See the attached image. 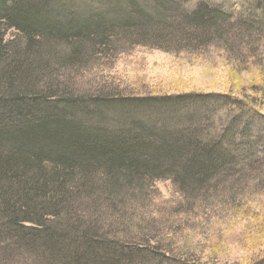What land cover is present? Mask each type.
<instances>
[{"label":"trees","instance_id":"obj_1","mask_svg":"<svg viewBox=\"0 0 264 264\" xmlns=\"http://www.w3.org/2000/svg\"><path fill=\"white\" fill-rule=\"evenodd\" d=\"M83 1L0 0V264H202L170 220L144 223L134 209L170 182L226 226L262 224L264 65L249 63H264V0ZM125 31L251 66L260 103L72 91L90 81L73 67L110 56ZM244 264H264V251Z\"/></svg>","mask_w":264,"mask_h":264},{"label":"rangeland","instance_id":"obj_2","mask_svg":"<svg viewBox=\"0 0 264 264\" xmlns=\"http://www.w3.org/2000/svg\"><path fill=\"white\" fill-rule=\"evenodd\" d=\"M78 1L83 5L84 1ZM68 5L66 6L71 8ZM129 31H125L123 37L116 34V39H120V42L110 56L102 54L100 58H94L95 61H89L91 64L85 63L77 70L75 66L73 67L76 76L80 73L90 74V81L80 84L83 81L80 80L78 85L73 84L72 91L87 95L84 91L99 88L124 96L133 94L138 97L189 93L233 94L237 100L256 96L258 88L253 79L256 75L251 77L248 74L251 66L236 65L237 63L231 60L220 62L213 59L205 62L200 58L188 57L187 49L182 48L183 41L180 42L181 47L177 49L179 53H169L163 49L166 40L169 39L161 31L157 35V42H150L154 47L158 45L159 49L144 47L141 46L142 43H137L138 39L126 35L132 34L128 33ZM116 33L122 34L117 30ZM14 35L15 31H9L6 40ZM114 56L116 58L112 62ZM250 60L249 64L264 65L261 63L263 59L258 56ZM64 72L66 74V70ZM256 99L260 103L259 97ZM255 109L264 114V106ZM220 179L216 182L218 186L222 184ZM188 193L193 194L194 191L188 189ZM144 200L145 203L135 202L139 207L134 209V213H139L140 221L149 223L161 218L165 223L170 220L168 225L175 232H179L182 239L187 240L191 246H198L197 253L193 252V255L197 259L202 258L204 260L202 264H244L259 250L264 251L263 209L260 211L262 220L259 221L262 224L258 227L250 225L244 228L241 225L226 226V221L213 218V210L189 208L187 200L174 193L170 182H154L153 186L148 188L147 198Z\"/></svg>","mask_w":264,"mask_h":264}]
</instances>
